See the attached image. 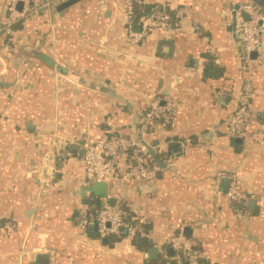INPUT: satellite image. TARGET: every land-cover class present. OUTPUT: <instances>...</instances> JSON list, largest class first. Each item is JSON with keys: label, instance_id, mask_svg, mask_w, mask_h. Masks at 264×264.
Returning <instances> with one entry per match:
<instances>
[{"label": "crops", "instance_id": "obj_1", "mask_svg": "<svg viewBox=\"0 0 264 264\" xmlns=\"http://www.w3.org/2000/svg\"><path fill=\"white\" fill-rule=\"evenodd\" d=\"M104 1L43 10L19 24L8 51L0 49V264H35L38 253L48 264H157L172 260L166 244L180 231L199 242L195 264H264V138L224 135L246 79L228 18L248 0H134L135 11L157 5L193 13L169 37L152 32L136 46L127 40L122 0ZM57 65L105 83L117 97L68 81ZM252 82L251 126L263 130L264 42ZM157 98L176 104L172 124L144 138L166 165L158 182L96 188L81 142L139 140L140 117ZM170 143L179 151L169 153ZM232 175L250 196L245 205L222 196L221 179ZM106 193L143 228L155 260L124 232L108 246L90 234L89 226L97 234L94 219L81 222Z\"/></svg>", "mask_w": 264, "mask_h": 264}, {"label": "built area", "instance_id": "obj_2", "mask_svg": "<svg viewBox=\"0 0 264 264\" xmlns=\"http://www.w3.org/2000/svg\"><path fill=\"white\" fill-rule=\"evenodd\" d=\"M65 1L67 0H9L5 9H0V49L9 50V43H12L19 24L31 23L43 10L50 12ZM98 3L101 6L106 5L104 0H99ZM121 9L130 46L142 43L152 32L162 33L167 38L172 29L193 18L188 7L180 6L171 13L154 5L148 14L138 19L139 29L135 30L134 0H122ZM228 24L232 27L230 35L236 36L241 44L239 60L244 67L246 79L240 90L238 104L227 121L224 135L231 140L264 138V129L254 131L251 126V100L255 91L252 77L262 64L264 7H257L252 0H248L229 15ZM175 105L174 100H164L161 103L158 98L153 99L140 117V138L144 140L152 129L165 130L170 126ZM5 123L6 118L0 113V126ZM81 148L84 172L95 183L122 188L127 184L152 187L158 182L161 169L139 140L111 135L98 141L85 140L81 142ZM222 196L241 205H245L250 198L233 175ZM110 200L109 196L102 200L94 220L89 225H96L99 240L116 236L121 231L127 237L133 238L138 228L127 220L122 206L119 203L110 204ZM80 228L85 230L83 225ZM166 245L174 252L172 260L182 264L185 259L196 257L199 242L184 236L180 231L172 235Z\"/></svg>", "mask_w": 264, "mask_h": 264}, {"label": "water", "instance_id": "obj_3", "mask_svg": "<svg viewBox=\"0 0 264 264\" xmlns=\"http://www.w3.org/2000/svg\"><path fill=\"white\" fill-rule=\"evenodd\" d=\"M81 0H67L65 2H63L62 4L58 5L56 7V10H63L66 8H69L71 6H73L74 4L80 2ZM55 72L57 74H59L60 76L66 78L68 81H71L73 83H76L77 85H81L86 89L89 90H94V91H99L102 92L103 94H106L108 96L111 97H117V95L114 93V91L111 89L110 86L106 85L103 82L100 81H92L90 79H87L86 77L70 70L67 68H64L63 66H55ZM28 130L32 131L33 126L31 125H27ZM139 137V141L140 143L147 149L148 154L150 155V157L153 159V161L155 162V164L160 168V169H165L166 165L165 163L159 159V157L156 155L155 151L146 144V142L144 140H142L140 138V134H138ZM229 179H221L220 182V186H221V190H226L229 186ZM96 188H102L103 190H107L108 186L104 183H95ZM101 197H104L107 195L106 194H99ZM114 202L110 200V204H113ZM253 203V201H249L248 205L250 206ZM94 229L96 230V225H93ZM121 233H123V231H121ZM169 251H171L169 249ZM158 256V250L155 246H151L147 251H146V258L149 260H155ZM35 264H48V256L47 254H43V253H38L35 256V260H34Z\"/></svg>", "mask_w": 264, "mask_h": 264}, {"label": "trees", "instance_id": "obj_4", "mask_svg": "<svg viewBox=\"0 0 264 264\" xmlns=\"http://www.w3.org/2000/svg\"><path fill=\"white\" fill-rule=\"evenodd\" d=\"M254 1V5L257 6V7H263L264 6V0H253ZM150 8L147 7V8H142V9H136V11L134 10V16H133V19H134V28L135 30H138L139 29V18L148 14ZM168 151L169 153H176L177 151H179V146L175 145L174 143H170L168 145ZM176 151V152H175ZM167 154H160V157L164 158V156H166ZM102 204V200H97L95 202V209L92 213L88 214V216H81V222H84V223H87L88 221L94 219V217L96 216V213L98 211V209L100 208ZM240 205V204H239ZM91 226H89V231H90V234L93 235V236H96L97 234H94L90 228ZM137 228H138V232L135 234V236H133L132 238V244L139 250L143 251V252H146L151 246H152V243L142 234L143 233V228H141L140 225H137ZM98 237V235L96 236ZM123 237V234L122 233H119L118 235L116 236H110L108 238H106V244L108 246H112L116 241H118L119 239H121ZM198 248H200L198 246ZM154 263H157V264H176L175 261L173 260H166L164 258H158ZM196 263V260L194 258H189V259H185L183 261L182 264H195Z\"/></svg>", "mask_w": 264, "mask_h": 264}]
</instances>
